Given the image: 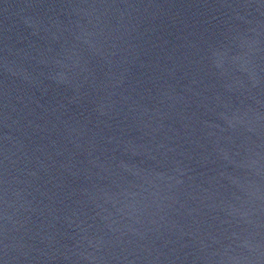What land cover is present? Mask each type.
I'll return each instance as SVG.
<instances>
[{"label": "water", "instance_id": "1", "mask_svg": "<svg viewBox=\"0 0 264 264\" xmlns=\"http://www.w3.org/2000/svg\"><path fill=\"white\" fill-rule=\"evenodd\" d=\"M0 264H264V0H0Z\"/></svg>", "mask_w": 264, "mask_h": 264}]
</instances>
